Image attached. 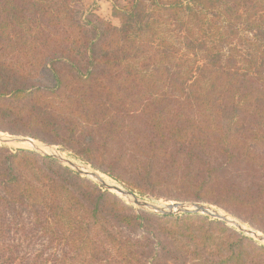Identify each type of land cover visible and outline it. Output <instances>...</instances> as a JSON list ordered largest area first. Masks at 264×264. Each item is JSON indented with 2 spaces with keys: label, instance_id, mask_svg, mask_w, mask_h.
I'll list each match as a JSON object with an SVG mask.
<instances>
[{
  "label": "trees",
  "instance_id": "trees-1",
  "mask_svg": "<svg viewBox=\"0 0 264 264\" xmlns=\"http://www.w3.org/2000/svg\"><path fill=\"white\" fill-rule=\"evenodd\" d=\"M112 16L0 0V130L264 233V0H115ZM0 264H264V245L0 146Z\"/></svg>",
  "mask_w": 264,
  "mask_h": 264
},
{
  "label": "rangeland",
  "instance_id": "rangeland-1",
  "mask_svg": "<svg viewBox=\"0 0 264 264\" xmlns=\"http://www.w3.org/2000/svg\"><path fill=\"white\" fill-rule=\"evenodd\" d=\"M114 2L115 0H83V4L86 8L87 11H93L94 14L100 16L101 18L111 22L112 24L114 25H119L120 24V21L118 18H115L114 16H112V13H113V6H114ZM0 135L2 136H24V135H17V134H10L8 132H4V131H1L0 130ZM24 137H28V136H24ZM31 138V137H30ZM34 139V138H33ZM36 143L38 142L39 144H47L49 145V147H41V150L47 152L48 154H59L61 156H63L62 154H67L68 156L72 157L73 159H75L76 161H79L81 162L82 164L84 165H79L78 163L74 162L75 164L79 165L82 169L84 170H88L90 168H93L95 169L92 165H90L89 163H86L82 160H80L79 158H77L72 152L70 151H66V150H63L61 148V146H58V145H54V144H48V143H44L38 139H35ZM31 144L30 143H22V144H4V143H0V146H5V147H8L10 149H16L17 147H24V148H27V149H30V150H33V151H36L34 148H32L30 146ZM40 154H42V152L40 151H36ZM61 153V154H60ZM43 155V154H42ZM64 157V156H63ZM66 158V157H64ZM68 159V158H66ZM69 160V159H68ZM73 162V161H72ZM64 166H67L69 167L70 169L76 171L74 168L66 165V164H63ZM87 167V168H85ZM96 171H98V173H100V175H103V176H106L107 178H109L110 180L114 181V183H116V185L118 186H121L122 188L126 189V190H130L132 191L137 198H139L140 200H143V201H147L149 203H152L154 204V202L156 203H161V204H169L171 202H185V203H192L193 201H175V200H165L163 198H155L153 196H150V195H141L140 193L136 192V191H133L131 189H129L124 183L122 182H119L115 179H113L112 177L102 173L101 171L95 169ZM82 177H85L87 179H90L91 181H93L95 184H97L99 187H101L103 190H107L109 192H111L112 194L116 195L123 203L133 207L134 210H138V211H144V212H147V213H151V214H157V213H153L151 211H148L146 209H142L141 207H139L138 205H136L135 203L132 202V197L131 196H124L122 195L121 193H118L117 191L115 190H110V189H107L105 188L104 186H102L96 179L92 178L91 176L89 175H81ZM130 197V198H128ZM200 203H203V202H200ZM207 206H211L212 208H215L216 210L218 211H221L222 213H224V215L228 216V218H231L233 219V221L237 222L241 228H239L238 226L232 224V223H227L223 220H220V219H217V218H213V217H210L208 215H205V214H202V213H199V214H192V215H199V216H207L209 217L210 219L212 220H220V221H223L226 223L227 226H229L230 228L234 229L235 231H237L238 233H242L243 235L245 236H248L250 238H252L257 244L259 245H264V240H260L257 236H255L254 233H252L251 231H255L256 235L258 236H264V233H262L261 231L257 230L256 228H254L253 226L249 225L248 223L244 222L243 220L235 217L234 215L228 213L227 211H225L224 209L216 206V205H213V204H210V203H203ZM158 215H161V214H158ZM173 215H178V216H181V215H185V214H173ZM241 224L244 226L246 225V227L248 228H244L241 226Z\"/></svg>",
  "mask_w": 264,
  "mask_h": 264
},
{
  "label": "water",
  "instance_id": "water-1",
  "mask_svg": "<svg viewBox=\"0 0 264 264\" xmlns=\"http://www.w3.org/2000/svg\"><path fill=\"white\" fill-rule=\"evenodd\" d=\"M35 139L30 138V137H24V136H2L0 135V143L4 144H22V143H30L31 147L34 148L36 151L42 152L43 155H49L57 159L60 163L66 164L76 170L77 173L80 175H89L92 178L96 179L102 186H104L107 189L110 190H115L118 193H121L124 196H131L132 197V202L141 207L142 209H146L148 211H151L153 213L161 214V215H173V214H205L213 218H217L220 220H223L227 223H232L239 228L240 225L232 221L228 218L226 215H222L218 213L217 211H212L211 206H207L203 203L200 202H192V203H185V202H171L167 205H164L162 207L157 206L156 204L149 203L147 201L140 200L139 198L136 197V195L130 191L122 188L121 186L118 185H107L103 179L99 176L98 171H96L93 168H90L88 170L82 169L79 165L75 164L71 160H68L64 158L63 156L59 154H48L47 152L41 150V147H49L47 144H39L38 142L35 143ZM18 148H23L27 149L24 147H17ZM30 150V149H28ZM252 233L255 234L260 240H264V236H258L256 235L255 231H251Z\"/></svg>",
  "mask_w": 264,
  "mask_h": 264
},
{
  "label": "bare ground",
  "instance_id": "bare-ground-1",
  "mask_svg": "<svg viewBox=\"0 0 264 264\" xmlns=\"http://www.w3.org/2000/svg\"><path fill=\"white\" fill-rule=\"evenodd\" d=\"M35 143H36V142H35ZM60 154H61V153H60ZM62 155H63L64 157L68 158L69 160L78 163L79 165L82 164L81 162L76 161L75 159H73L72 157L68 156L67 154H62ZM82 165H84V164H82ZM85 168H87V167H85ZM87 169H88V168H87ZM99 176L103 179V181H104L107 185H116V183H114V181L110 180V179L107 178L106 176L100 175V173H99ZM128 198H130V197H128ZM154 204H156L157 206H160V207L164 206V204L157 203V202H156V203L154 202ZM166 205H167V204H166ZM212 211H217L218 213L224 215V213H222L221 211L216 210L215 208H212ZM229 219L233 221V219H231V218H229ZM241 226L244 227V228H248V227H246V225L243 226V225L241 224Z\"/></svg>",
  "mask_w": 264,
  "mask_h": 264
}]
</instances>
